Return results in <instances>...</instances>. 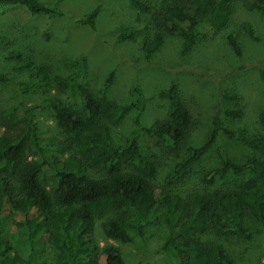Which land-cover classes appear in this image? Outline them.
I'll return each instance as SVG.
<instances>
[{
	"label": "trees",
	"instance_id": "obj_1",
	"mask_svg": "<svg viewBox=\"0 0 264 264\" xmlns=\"http://www.w3.org/2000/svg\"><path fill=\"white\" fill-rule=\"evenodd\" d=\"M126 1L136 12L153 18L152 36L141 46L148 60L167 37L178 36L183 41L181 55H185L205 37L196 31L199 27L208 26L215 32L223 30L232 14L234 0H158L157 6L144 0ZM0 5L20 6L31 16L62 17L58 9L37 0H0ZM245 7L264 15V0H252ZM97 14L98 8L76 23L93 31ZM245 31L252 35L247 27ZM133 33L132 28L125 29L116 40L130 41ZM225 40L239 56L235 38L227 35ZM7 59L14 61L18 69L31 65L17 52H9ZM62 64L74 73L66 77L51 76L46 68L36 67L27 93L43 92L47 88L66 95L77 93V104L44 99L38 108H24L20 117L15 116V110L5 115V133L0 136V264H99L97 252L93 253L94 223L114 207L126 212L104 223V234L109 239L129 243L127 229L142 236L165 208L167 236L161 250L171 256L174 264H232L222 245L204 241L203 236L212 232L249 240L246 221L264 225V110L257 120L263 133L232 134L222 127L219 111L212 119L207 139L198 147L190 146L192 116L177 85L171 84L166 91V117L144 132L159 140L164 155L176 158L177 152L184 148L186 154L157 185L158 160L150 161L144 155L135 132L123 144H116L112 138L111 127L137 104L112 103L79 83L78 78L83 77L86 69L83 58L64 60ZM260 77L264 84V69ZM111 81L112 73L101 92ZM224 98L233 103V110L223 115L240 121L242 108L238 95L227 93ZM35 109L49 111L62 142L41 143ZM19 124L23 126L20 133L14 136L6 133ZM221 134L251 151L254 157L238 163L220 151V165L201 178L205 187L202 192L192 190L185 196L173 193L170 188L185 181L192 166ZM227 175L248 180L234 181L232 189L206 188ZM13 177L17 181L16 194L11 186ZM47 249L53 254L51 262L44 259ZM100 253L103 264H124L119 249L114 246H105Z\"/></svg>",
	"mask_w": 264,
	"mask_h": 264
},
{
	"label": "rangeland",
	"instance_id": "obj_2",
	"mask_svg": "<svg viewBox=\"0 0 264 264\" xmlns=\"http://www.w3.org/2000/svg\"><path fill=\"white\" fill-rule=\"evenodd\" d=\"M37 1L55 7L62 17L31 16L20 6L0 5V136L5 133V115L11 110H15V116L20 117L24 108H38L44 99L77 104V93L66 95L48 88L38 93H27V90L34 81L36 67L46 68L51 76L66 77L74 71L66 69L62 62L78 58L86 62L85 73L78 78V82L86 84L94 95L118 105L137 104L116 126L111 127L112 138L116 144H123L135 132L144 155L150 161L158 160L157 185L186 154L184 148L177 152L176 158L174 155H164L159 140L144 132V129L152 128L156 121L166 117V91L173 83L177 85L192 116L193 127L188 138L190 146L198 147L207 139L212 119L219 111L222 112L221 125L230 133H263L257 120L264 110V84L260 77L264 69V15L245 7V3L252 0L233 1L232 14L223 30L215 32L208 26L196 29L205 37L199 39L185 55H181L183 41L178 36H172L167 37L148 60L143 56L141 46L152 36L150 24L153 18L136 12L126 0ZM144 1L159 5L158 0ZM96 8L98 14L93 31L76 23ZM246 27L250 29L251 36L245 31ZM128 28L134 30L133 38L117 42L119 33ZM227 35L235 38L240 48L239 56L228 46L225 40ZM9 52L21 54L23 59L30 62V67L16 68L15 62L7 59ZM111 73L110 86L101 92ZM227 93H236L239 97L242 108L240 121L223 115V112L233 110V103L224 98ZM33 114L43 145L63 141L48 110L35 109ZM22 129L23 126L19 124L6 133L14 136ZM220 151L238 163L254 157L251 151L221 134L192 166L185 181L170 190L181 196L192 190L202 192L205 187L201 184V178L220 165ZM247 180L227 175L223 179H216L213 185L206 188L209 191L232 189L234 181L243 183ZM11 186L16 194L15 177L11 178ZM125 212L123 208L114 207L95 221L93 241L96 247L93 253L97 252L99 264H103L100 250L105 246L118 248L124 264H174L171 256L161 250L167 236L165 208L144 229L142 236L127 229L131 240L129 243L107 238L104 223ZM245 225L250 233L249 240L230 235L218 236L212 232L205 234L203 240L222 245L232 264H264V225L251 220L246 221ZM52 255L51 250L47 249L44 259L51 262Z\"/></svg>",
	"mask_w": 264,
	"mask_h": 264
}]
</instances>
